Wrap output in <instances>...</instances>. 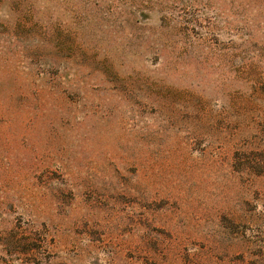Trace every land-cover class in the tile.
Returning <instances> with one entry per match:
<instances>
[{
    "label": "rangeland",
    "instance_id": "1",
    "mask_svg": "<svg viewBox=\"0 0 264 264\" xmlns=\"http://www.w3.org/2000/svg\"><path fill=\"white\" fill-rule=\"evenodd\" d=\"M259 82L264 0H0V264L264 259Z\"/></svg>",
    "mask_w": 264,
    "mask_h": 264
},
{
    "label": "trees",
    "instance_id": "2",
    "mask_svg": "<svg viewBox=\"0 0 264 264\" xmlns=\"http://www.w3.org/2000/svg\"><path fill=\"white\" fill-rule=\"evenodd\" d=\"M258 89L264 92V82H259ZM259 126L263 139V146H252L244 140L234 144L231 148V156L228 165L234 176L238 175L237 177H239L242 174L250 176L244 183L242 182L245 187H248V196L262 199L264 198V186H254L256 181L254 179L264 178V116H262ZM235 215L236 214H232L228 211V215L226 216L229 217H226V220L231 224H238L240 221ZM251 264H264V259L258 258V261H252Z\"/></svg>",
    "mask_w": 264,
    "mask_h": 264
}]
</instances>
